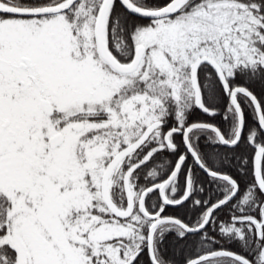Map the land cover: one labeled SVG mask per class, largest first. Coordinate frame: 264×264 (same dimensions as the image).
<instances>
[{"label": "snow or ice", "instance_id": "1", "mask_svg": "<svg viewBox=\"0 0 264 264\" xmlns=\"http://www.w3.org/2000/svg\"><path fill=\"white\" fill-rule=\"evenodd\" d=\"M0 264H264V0H0Z\"/></svg>", "mask_w": 264, "mask_h": 264}]
</instances>
